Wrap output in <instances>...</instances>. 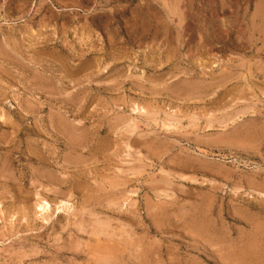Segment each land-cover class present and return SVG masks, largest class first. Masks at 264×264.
<instances>
[{
  "label": "rangeland",
  "instance_id": "374dc122",
  "mask_svg": "<svg viewBox=\"0 0 264 264\" xmlns=\"http://www.w3.org/2000/svg\"><path fill=\"white\" fill-rule=\"evenodd\" d=\"M0 264H264V0H0Z\"/></svg>",
  "mask_w": 264,
  "mask_h": 264
},
{
  "label": "bare ground",
  "instance_id": "6f19581e",
  "mask_svg": "<svg viewBox=\"0 0 264 264\" xmlns=\"http://www.w3.org/2000/svg\"><path fill=\"white\" fill-rule=\"evenodd\" d=\"M64 201H62V203H63ZM67 203V202H66ZM48 205V203H46V206ZM44 206V205H43ZM40 207H41V205H40ZM48 207V206H47ZM44 208V207H43Z\"/></svg>",
  "mask_w": 264,
  "mask_h": 264
}]
</instances>
